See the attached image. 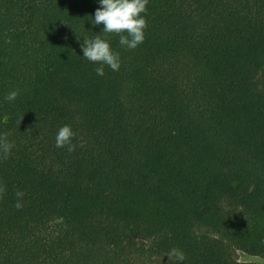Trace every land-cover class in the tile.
Returning a JSON list of instances; mask_svg holds the SVG:
<instances>
[{
  "label": "trees",
  "instance_id": "1",
  "mask_svg": "<svg viewBox=\"0 0 264 264\" xmlns=\"http://www.w3.org/2000/svg\"><path fill=\"white\" fill-rule=\"evenodd\" d=\"M98 7L0 0V264H264V0H148L135 49Z\"/></svg>",
  "mask_w": 264,
  "mask_h": 264
},
{
  "label": "clouds",
  "instance_id": "2",
  "mask_svg": "<svg viewBox=\"0 0 264 264\" xmlns=\"http://www.w3.org/2000/svg\"><path fill=\"white\" fill-rule=\"evenodd\" d=\"M100 7L95 11L93 20L94 25H104L103 33L115 34L119 36V43L128 49H135L145 40L144 30L148 27V22L144 15L147 12L148 0H99ZM126 33V35H125ZM83 58L90 62L98 63L101 66L95 69L97 75L103 76L104 65H107L114 71H118L121 66L120 53L112 49L108 39L96 35L92 39H85L81 45ZM18 90L9 92L5 96L6 101H14L19 95ZM23 119V118H22ZM10 134L5 132L0 135V158L7 159L10 150L14 147L13 143L8 140ZM76 133L71 125H64L59 128L55 138L57 148L67 147L69 153L75 150L72 143ZM7 192L5 185L0 184V198ZM17 201L15 207L19 210L24 207L22 198L25 193L17 191L15 193ZM169 259L175 258L178 262L185 260V254L179 249H172L168 254Z\"/></svg>",
  "mask_w": 264,
  "mask_h": 264
},
{
  "label": "rangeland",
  "instance_id": "3",
  "mask_svg": "<svg viewBox=\"0 0 264 264\" xmlns=\"http://www.w3.org/2000/svg\"><path fill=\"white\" fill-rule=\"evenodd\" d=\"M262 74L264 75V72ZM237 259L240 263H251L256 260V258H250L243 253H237Z\"/></svg>",
  "mask_w": 264,
  "mask_h": 264
}]
</instances>
